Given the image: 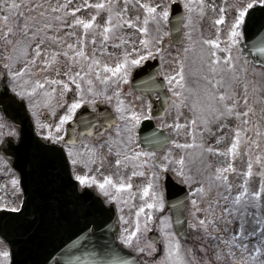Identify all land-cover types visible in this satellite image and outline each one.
<instances>
[{"label": "snow or ice", "instance_id": "obj_1", "mask_svg": "<svg viewBox=\"0 0 264 264\" xmlns=\"http://www.w3.org/2000/svg\"><path fill=\"white\" fill-rule=\"evenodd\" d=\"M133 2L139 3L147 15L144 16L142 23L140 17L137 16L134 19L127 18L128 12V0H125L123 8L118 12H113L114 8L119 7L118 0H101L99 3L94 5L91 3H85L83 7H95L96 9L108 10V17L105 25H96V27H101L104 32V40L109 39V32L115 33L121 27L128 26L137 28L140 33L144 34V38L139 40V43L144 46V53L140 54L139 50L133 48V52H137L136 58H132L128 51H124L122 54V59L115 63L114 66L109 65L106 62H102L100 59H96L94 53L92 56H88L83 50L73 52V62L75 63V56H80L85 60H90L91 62L85 65L80 64V71L74 73L69 70L65 72L64 75L67 77V81L63 79H53L48 76H43L42 78H36L38 73H43L49 71L53 65L48 59H40L41 54L45 53L46 50L42 47L49 38L54 42L64 44L65 41L58 34L49 36V30L55 27L56 33L63 28H73L75 25H83L84 36L83 40L87 39V32L95 24L96 16L94 15L89 20H83L81 18L73 19L71 23L66 22L68 12L76 13L79 8L69 9V2L66 0L64 4H60L58 7L52 10L60 11V9H65V14L63 16H54L53 20L58 23L54 25L52 22H46L44 17L48 15L47 12L40 13L38 9L43 7L42 4L33 3L29 0V7L26 9L27 13H31L33 10H37L36 16L26 15L25 12H20L19 10L24 7V0L20 3H16L15 0L7 2V0H0L2 4L9 13H15V16L5 15L2 18L3 24H0V28L3 29L0 32V41L3 42V47L5 51L9 52L7 56V62L3 64V82L4 91L0 93V104H17L20 107H27L32 111L34 117H36V131L39 139L35 140L37 147L44 153L50 154L57 160L65 164L68 171L69 181L71 182L73 177L76 182L85 190L90 187H96L99 191L110 201L118 200L117 195H112L111 189L123 190L132 189V184L129 182H124V178L120 177L121 182L114 181L111 175L105 177L102 181L97 180L95 176L90 175L92 168L91 166L99 162L100 167L104 166V161L107 156L101 151L103 149V144L98 146L90 145L88 143H83L82 148H77L76 145L82 143L80 140L81 134L77 132L75 128L72 129V139L66 140L65 136L67 134V128L65 127L68 122L73 121L77 118V110L81 109L86 103L91 104L93 109H95L96 98L100 97L102 94L107 100H111V97L107 96V88L110 84L116 85L117 96L120 95L121 89L119 87L120 82L127 83L131 75V70L140 65L142 61L147 59L152 55L149 49L151 41L148 39L149 35V21H153L157 26V31H159V26L163 21H167L172 8V0H168V3H140L139 0H133ZM201 5H203L204 0H200ZM258 5H264V0H235L232 4H225L220 8L221 15L215 21L217 25H222L226 23V16L223 14L228 9L234 12L232 21L229 24V31L227 35L228 44L223 48V52L226 53L223 57L218 54L220 50V39L219 36L215 39L203 40V44L214 46L213 49L205 50L201 49L203 53L202 59L207 57V63L210 65L209 71L212 73H218L219 79L215 80L216 88H219L225 79V73H231L232 78L238 75L237 60L238 56L234 55L233 49L236 52H242L240 45L245 42L251 45V50L257 53L264 54V30L257 33L251 40H247L246 31V21L249 18L251 12H253ZM185 8L191 9L189 3H185ZM49 7H52L49 5ZM215 8V5H213ZM201 12H203V7H201ZM99 15V12L96 13ZM116 18V23L113 24V18ZM22 18L21 19H18ZM11 20V24L9 21ZM192 18L188 17V25H191ZM191 31V29H190ZM220 29H217L219 33ZM167 35V33H164ZM66 35L75 36V32L66 33ZM191 39V37H189ZM93 43H95V36L92 37ZM79 42V41H78ZM134 43L133 41L120 40L119 43ZM17 45H22L19 52L23 56V66L16 67L20 63V56H13L11 53H16ZM119 46V44L117 45ZM76 45L66 44L67 49H73ZM161 51L160 48L156 49ZM47 51L53 52L55 56L59 53H55L52 49ZM103 51V49H101ZM187 51V49H185ZM34 53V55L30 54ZM65 56L68 55L67 51H64ZM223 60V64H221ZM261 63H264V59H261ZM37 64L45 65V67H37ZM245 71H247V61H245ZM102 72L104 74H102ZM60 75L59 69L56 70V76ZM79 78V79H78ZM205 80L212 81L213 77L205 76ZM43 80V82H42ZM86 80L88 87L85 88L83 81ZM99 81L100 84L104 85L103 92L97 90L96 82ZM169 86L175 85L173 88V95L180 98L178 100V106L183 104L186 97L184 96L183 89L187 88V76H186V66L183 60L179 62V69L175 75H169L167 77ZM150 82V83H149ZM145 87L142 91L151 92L155 88L162 87L163 85L157 84L154 76H149L147 81H141ZM72 84H75L76 92L78 93L77 98L73 99L69 104L67 100H64V104L67 105V110L64 114L59 116L58 121L53 123H48L41 121L39 117L38 109L40 107H49L55 95L57 94V88L48 87V85H63L64 91H61L59 95L64 96L65 92L71 90ZM231 87V85H228ZM181 90H176V89ZM247 89V86H245ZM10 89V92H9ZM198 91V90H196ZM205 94L209 101H215L217 97L219 101H224L227 98L225 92H215L214 90H209L208 86H205ZM42 93V95H41ZM91 95V99H87L88 95ZM244 102L247 104L248 97L245 94ZM239 97L231 105H225L227 114L236 115L237 117L246 116L247 112H236L234 109L237 107ZM198 101V96H197ZM194 101L191 105V110L193 116L191 120L186 121L185 124L176 123L174 126L177 130L181 128L188 129L189 134L192 137V143L179 144L176 140H172L171 143L180 148H193L196 147V130L198 121H203L207 124V120L204 117L197 115V109H203V106L198 105V102ZM63 106V105H58ZM117 111L120 113L119 121L123 122L117 124L115 121L112 123L116 124L115 132L113 136L115 137L116 148V159L115 165L117 167L124 165L127 167L130 160H138L140 157H151L153 160L156 157L155 152L145 151L136 145V149L130 147L136 143V128L140 124L141 120L145 117V112L149 115L151 114V100L146 102V107L144 112H138L135 108L126 109L123 102H119L116 105ZM207 110L216 113L217 116H224L225 112L220 111L218 107H215L212 103H209ZM52 111V115H55V111ZM252 109L249 108L248 112ZM80 121L88 125L86 117L82 114L79 117ZM247 123V121H244ZM191 126L190 129L188 126ZM163 126V125H162ZM8 127L10 131L4 133L2 129ZM223 127V125H221ZM87 130L95 131L91 129L88 125ZM241 129L237 127L235 129L234 142L231 144L228 152H231L233 159H235V153L241 142ZM5 135L19 136L15 128L12 125L0 123V137ZM155 135V134H153ZM162 140L163 143H168L167 138H159L157 141L146 140L149 145L158 144ZM11 143V140H8ZM258 146V145H257ZM203 148V144L200 145ZM138 149V150H137ZM113 151V141L110 138L108 153ZM208 152L221 153L219 148H207ZM123 153V154H122ZM131 153V155L127 154ZM202 154V153H201ZM223 154L227 155V152ZM190 153L181 155L179 159L171 157V149L165 154L163 163L159 164V168L162 170H169L170 163H176L178 168L175 170L179 177L182 178V183L193 182V175L189 170V174L186 175L185 168L187 164L192 161L189 159ZM143 164H148L147 159L143 160ZM70 165V167H68ZM83 165L88 169V172L77 171V167ZM136 165L133 164V168ZM252 163L249 162L247 167V172L245 173L246 179L240 185H234L228 179L227 175L224 173L228 171H236L232 164H228L227 167L216 168L209 176L202 177L205 181L204 183L196 182L199 186L192 188V192L197 196V199L191 201L193 222L189 227L198 234L196 236V241L198 242L199 248L204 252L205 256L211 255V259H204L203 257H198L194 249H184L180 243L179 238L175 231H172V225L170 223L171 217L164 216L161 217L163 227L166 229L164 231V237L166 242V254L158 262V264H264V258H261L260 254L264 252V182H261L258 190H251L249 187V182L247 178H250L253 174ZM145 175L144 172L133 171L132 176ZM152 178L148 184L142 189L143 196H151L150 202H145L136 213V221L134 228H124L120 233L118 239L122 245L128 248H134L137 252L143 253L146 250L148 254L151 255L155 251L154 244H147L142 246V230H147L148 222L153 219L152 215L146 214L141 224L140 215L144 213L145 209H163L165 207L164 198L162 191H154V187L157 184L160 173L153 170ZM130 179V178H129ZM21 184V180L18 176H13L11 179V185L13 189H17ZM76 185H73L75 187ZM23 191L24 189H19ZM15 191L13 192V196ZM187 199V198H185ZM23 201L21 202V205ZM178 211H182L186 208L184 201H177ZM11 207L13 212L19 213L21 211L20 207L9 205L7 202H0V209H8ZM202 213L203 215H198ZM124 217H121L123 220ZM177 223L181 221L177 220ZM93 230L91 228H85L78 235L70 237L69 241L65 244V248L68 253H72L82 245L84 239L91 237ZM3 241L0 240V243ZM191 253V256H189ZM85 256L91 255L94 258L82 261L79 255H69L65 264H130L129 260L118 258L117 256H112L111 258H105L99 256L97 253L93 252L91 254L84 253ZM10 256V252L5 249H0V264H4L5 261Z\"/></svg>", "mask_w": 264, "mask_h": 264}, {"label": "rangeland", "instance_id": "obj_2", "mask_svg": "<svg viewBox=\"0 0 264 264\" xmlns=\"http://www.w3.org/2000/svg\"><path fill=\"white\" fill-rule=\"evenodd\" d=\"M62 1L64 3L66 2V0H32L33 3H39L43 5V7L38 9V11L40 13L47 12L48 15L44 17L45 21L52 22L54 25H56L58 22L54 21L53 17L63 16L66 11L65 9H60V11H55V12L52 10L53 8L58 7ZM173 1L174 0H172V2ZM180 1L182 2L183 5H185V3H189L191 5V9L185 8L184 6L187 14L185 26L188 25V17L191 16L192 18L191 25L187 26L186 29L184 30V34H185L184 44L181 47H177V48L173 47L170 44L168 31L164 30V32L162 33L156 32L157 35H148V39L151 41V45L149 46L148 50H150L153 55L154 52L157 51L156 50L157 48L161 49V43L164 40H167L168 53L167 55H164V57L162 58L163 72L164 75L167 76L175 75V73L178 71L179 62L182 60V56H183L182 54L186 56V57L183 56V58L185 57L186 66H188V62H192L191 64L192 68L198 65L197 70L200 69L201 71H199L200 75L197 80V83L200 84H197L198 88L196 86V88L194 89L193 94L195 96H198V93L202 88L201 84L204 82H208V84L211 85L210 90H214L215 92H225L227 94V98L223 101L225 105L233 104V102L237 100V97H239L237 107L234 109V111L241 113L247 112L248 114L246 116L237 117L236 115L227 114L225 105L220 106L219 108L220 111L225 112V115L222 117L217 116L216 113H212L210 111L202 112L200 108L197 109V115L204 117L205 119L208 120L212 119V120L210 122L207 120V124H205L203 121H198L197 130H196V144L199 147H200V143L203 144V148L201 149L205 153L206 159H208L204 167V171L207 170V174L212 173L216 168L227 167L228 164H232L235 167L236 171H228L225 173V175L230 173L229 181L234 185H240L246 179L245 173L247 172V167L249 162H251L253 166L252 169L253 174L250 178L247 179L249 182L250 189L258 190L261 182H264V84L257 79L262 78L264 82V77H263L264 72L258 69H252L250 74L252 76L251 78L252 83H247L244 80L245 73L243 66L237 60L238 75L235 76V81L228 83V81H226L227 75L229 74L230 77H232V74L225 73L224 81L222 82L219 88H216L215 80L219 79V75L218 73H212L209 71L210 65L207 63V57H204L202 59L203 53L201 52L202 48H204L205 50H209V49H213L214 47L211 45L203 44V40L215 39L217 38V36H219L221 46H220V50L218 51V54L221 57L226 55V53L223 52V48L226 47L228 44L227 35L229 31V24L232 21L234 12L231 9H228L225 13H223L226 16V23L222 25H217L215 21L221 15L220 8L225 4L230 5L234 3L235 0H204L202 13L201 12L199 13V10L202 7L200 0H180ZM7 2H11V0H7ZM15 2H21V0H15ZM68 2L69 5L71 4L69 9L79 8L80 10L74 14L69 11L66 18L67 23H71L72 20L76 18H81L86 21L91 19L95 15L96 16L95 24L92 28L88 30L86 40L82 39L84 36V28L82 24L75 25L71 29L63 28L59 31V33H56L55 27L53 29H50L49 30L50 37L54 34H58L62 37L65 43L60 44L54 42L51 38H49L47 42L44 45H42V47L46 50L47 55H45V53H42L40 59L50 60L52 62L53 67L47 72L38 73L36 78H42L43 76H48L53 79L58 78L68 82L67 77L64 75L65 72H68L69 70H71L72 73L76 71H80L81 63L87 65L88 63L91 62L90 60H85L80 56H75V63H74L73 52L79 50H83L88 56H92L94 53L96 59H100L102 62H106L112 66H114L115 63L119 62L122 59V54L124 51H128L131 54L132 58H136L137 56V52H133V48L139 50L140 54L144 53L145 50L144 46L139 43V40L144 38V34L140 33L137 28L128 27V26L121 27L118 31L115 32V34L112 33V35H110L109 32L108 33L109 39L107 41L104 40L103 29L101 27H96V25H101V26L105 25L109 14L107 8L98 10L95 7L82 6L85 3H91L94 5L95 3L101 2V0H68ZM124 2L125 0H118L119 7L114 8L113 12L115 13L120 11V9L123 8L124 6ZM139 2L156 4V3H161V0H139ZM163 2L168 3V0H163ZM195 2H198L200 4L198 6L199 10L196 9V6L194 5ZM240 2H243V0H240ZM49 5H51L52 7H49ZM213 5H215V8H213ZM24 7L25 8H23V10H26L29 7V0H24ZM32 12H37V10H33ZM97 12H99V15H96ZM195 12L196 14H199L198 17L196 15L197 18L195 17ZM13 14L15 15V13ZM13 14L9 13L7 9L4 8L2 4H0V18H2L5 15L14 16ZM145 15H147V13L142 7L139 6V3L133 2V0H128L127 18H132L135 20V18L139 16L140 21L137 22L142 23V20ZM32 16H34L33 13ZM0 21H2V19H0ZM116 22L117 21L114 16L113 24H115ZM149 22H152V25H155L153 21H149ZM163 22L165 23V21ZM163 22L159 27L164 25ZM9 24H11V20L9 21ZM194 25L196 28L195 32L193 30L190 31V27ZM218 28L220 29L219 33L217 32ZM69 32H75L76 35L75 36L66 35V33ZM164 33H167V35H165ZM93 36H95V43H93L92 40ZM189 37H191V39H189ZM120 40L133 41L134 43H127V42L119 43ZM193 43H194L193 46L194 48L192 49ZM66 44H73L76 45V47L73 49H67ZM118 44L119 46H117ZM21 47L22 45H17V50L19 51ZM0 49H2V51L0 52L6 54L5 56L9 55V52L5 51L2 41H0ZM48 49H52L55 53H59V55L55 56L53 52L47 51ZM101 49H103V51H101ZM185 49H187V51H185ZM64 51L68 52L67 56L63 54ZM17 52L11 54L13 56H16ZM30 54L34 55V53H30ZM152 55L150 57H152ZM20 57H23L22 54ZM200 60L201 62H199ZM221 64H223V60H221ZM17 65L18 67H22L20 63H18ZM37 67H45V65L37 64ZM57 68L59 69L60 72V75L58 77L56 76ZM133 69L131 70V73ZM102 74L104 73L102 72ZM196 75L198 74H195V76ZM206 75L213 77V80L211 82L205 80L204 77ZM83 84L88 86L86 80L83 81ZM228 85H231V87H228ZM245 86H247V89L245 88ZM48 87H55L57 88L58 91L54 97L52 104L49 107H44L45 111L43 115L39 114V117L41 121L48 122L44 120L45 115L48 114L51 116V119L48 123L55 124L58 121L59 116L64 114V112L67 110V105L63 103L64 100H67V102L70 104L73 99L77 98L78 93L75 90L76 88L75 84H72L71 90L66 91L63 97L59 95L61 91H64L63 85H48ZM245 94L248 97L247 104H245L243 99ZM124 95L125 96L122 95L124 100L120 99V102L121 101L123 103L125 102L126 106H128L129 109L135 108V110L138 112L144 111L143 106L141 110L139 109V104L142 105L143 102L146 105V102L137 98V103H136L134 97L130 96L129 94L127 95L124 94ZM178 100L179 99L174 101L175 107L173 111H171L166 118L160 121L159 124L161 125V127L164 128L170 127V131L172 132L171 134L173 136V139L176 140L179 144H185V143L189 144V141H192V137L191 134H189L188 129H185L183 134L181 135L177 133L176 131L177 129L175 128L174 125L176 123L185 124L186 121L191 120L193 116V112L191 110V106L188 107L185 105V101L183 102V104H180L178 106ZM58 105H63V106H58ZM249 108L252 109L251 112H248ZM51 110L55 111V115H52ZM244 121H247V123H244ZM221 125H223V127H221ZM190 127L191 126L189 125L188 128L190 129ZM237 127H239L242 130L241 142L236 150L235 159H233L232 153L228 152V150L230 149L231 144L234 142L235 129ZM137 144H138V140L136 135V143L130 145V147L136 149ZM208 147H211L213 149L219 148L222 151L221 153L208 152L207 151ZM169 149H171L172 158L178 160L181 155H184L185 148H180L177 147L176 145L170 146L168 149H166L165 152L156 154L154 161L158 165V169H159V164L165 162L163 158L165 154L169 152ZM192 149L193 148H190V151H192ZM224 152H227L228 154L225 155L223 154ZM197 158L198 160L196 165L195 157L193 155L190 156V159L192 161L191 163H189L190 167H192V165H196V167L194 168V172L199 173V175L201 174L202 176H206V174H204L203 172V158L200 163V153L198 154ZM138 165H139V161H138ZM170 168L175 170L178 168V165L176 163H170ZM133 171H134L133 167L130 168L126 167L125 170L120 173L121 177L124 178V182H129L132 184V192L130 191H127L126 193L124 192V195L122 196L121 200L120 199L118 200L120 203L119 208H120L121 217L122 216L124 217L122 224V231L124 228H129V229L134 228L137 210L145 203L142 197L143 196L142 189L145 187V182L147 184L148 182L142 176L138 178L132 176L131 173ZM139 171L142 172V170L138 168V172ZM146 171L147 173L149 172V170ZM151 173H148L146 177L148 178ZM11 175H12L11 170L8 168L7 162L0 157V202H7L10 206L14 205L18 207L22 200V194H20L19 187L15 190L13 189L11 185ZM159 180L155 185L154 189L158 188L157 185L159 184ZM194 181L195 182H192L190 184L191 190L192 188L199 186L196 183L197 181L205 182L204 180L199 179V177L198 178L195 177ZM119 182H121L120 179ZM125 190H129V189H125ZM14 191H15V195L13 196ZM194 196H195L194 199H197V196L196 195ZM149 213H151V209H147V208L145 209L144 213H141L140 220L142 225L145 219V215ZM198 215L202 216L203 214L200 213ZM149 225H150V221L148 222L147 230H142V236L146 235L147 232L149 231ZM164 231L165 230L162 223V233ZM5 248L9 251L8 246L4 242L0 243V249H5ZM260 256L261 258H264V252H262ZM2 259L3 258H0V260ZM4 264H10V256L7 259V261L4 262ZM249 264H251V262H249Z\"/></svg>", "mask_w": 264, "mask_h": 264}, {"label": "water", "instance_id": "obj_3", "mask_svg": "<svg viewBox=\"0 0 264 264\" xmlns=\"http://www.w3.org/2000/svg\"><path fill=\"white\" fill-rule=\"evenodd\" d=\"M181 17L180 6L174 5L170 26L175 44L182 41ZM261 30H264V6L251 12L247 19V38H253ZM259 55V60L264 59V54ZM159 74L160 64L156 59L146 60L133 75V84L138 91L150 97L153 92L159 94V100L154 101L155 116H162L168 107L165 82ZM149 76H154L156 83L163 86L150 93L142 91L145 85L141 81H147ZM0 111L20 128L19 142L8 138L0 148V153L5 155L12 167L20 173L25 195L19 213L0 212V236L11 248L12 264H65L69 255H79L81 260L85 261L94 257L85 256L84 253L93 252L105 258L117 256L129 260L130 264H138L130 253L116 244L118 229L114 225L115 210L107 208L104 200L96 193H80L77 184L73 180L69 181L65 164L37 147L35 140L39 138L35 134L30 117L27 118L26 107L0 104ZM159 138H167L168 141L166 133L155 128L153 122H144L140 130L142 146L161 150L168 143L161 140L158 144L150 146L146 142L157 141ZM9 139L11 143H8ZM165 186L175 228L180 236L185 237V209L178 211L177 201H184L186 205L188 192L169 174L166 176ZM177 220L181 223H177ZM86 226L93 230L92 236L84 239L78 250L68 253L65 244L70 237L85 230Z\"/></svg>", "mask_w": 264, "mask_h": 264}, {"label": "flooded vegetation", "instance_id": "obj_4", "mask_svg": "<svg viewBox=\"0 0 264 264\" xmlns=\"http://www.w3.org/2000/svg\"><path fill=\"white\" fill-rule=\"evenodd\" d=\"M1 61V59H0ZM229 82V79L227 80ZM119 87L121 88V92L120 95L117 96L115 94L116 92V85L115 84H110L107 88V96L111 97V100H107L105 98V96L102 94L100 97H98V99L96 100V105H95V109H93L91 104H88L90 106V110L93 111L97 116H100L99 114V110L103 109V107H110L113 111V113L116 115L117 119H118V123H119V115L120 113L117 111L116 109V105L117 103L120 102V99H123V96H125L124 94H129L130 96L134 97L137 103V98H139L140 100H143L144 102H147L149 99L137 92H135L132 87L130 88V85H125L124 82H120ZM96 88L97 90L103 92L104 90V85L100 84L99 81H97L96 84ZM169 90H171L172 86H169ZM171 92V91H170ZM42 95V93H41ZM123 95V96H122ZM124 100V99H123ZM142 102V101H141ZM124 107L126 109H129L128 106H126L125 102L123 103ZM144 108L145 111V107L146 105L142 102V105L139 104V109L141 110V108ZM44 108L40 107L38 109L39 114H41L43 112ZM143 111V112H144ZM150 117V115L145 112V117L141 120V122L145 119ZM36 119V117H34V120ZM13 126V125H12ZM67 128V125L65 126ZM115 127L111 126L109 129H102L99 125L94 126L92 129H94L95 131L91 132L92 135L88 134L87 132V128L86 126H80L77 124H74L71 126L70 128V132H68V128H67V134L65 136L66 140H71L72 139V129L75 128L77 130L78 133L81 134L80 136V140L82 141V143L77 144L76 147L77 148H82L83 147V143H88L90 145H100L103 144V149H101L102 153L104 155L107 156V159L104 161V166L101 168L99 162H97L96 164L92 165V171L90 173V175H93L96 177L97 180H103L105 177L111 175L114 179V181L119 183V179H120V173L122 170H124L125 166L121 165L119 167H117L115 165V159H116V148L117 145L115 144V137L113 136L114 132H115ZM16 130V129H15ZM17 131V130H16ZM18 132V131H17ZM110 138L113 141V151L112 153H108V148H109V140ZM123 154V153H122ZM132 160H130L128 162V165H131ZM77 171H81V172H88V169L85 168L83 165H79L77 167ZM98 189V188H97ZM99 191V189H98ZM112 195H115L117 193L116 189H111Z\"/></svg>", "mask_w": 264, "mask_h": 264}]
</instances>
